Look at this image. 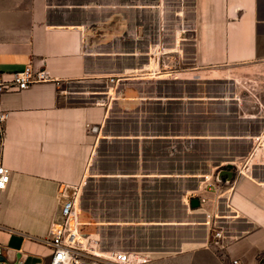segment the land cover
<instances>
[{
    "label": "crops",
    "instance_id": "obj_1",
    "mask_svg": "<svg viewBox=\"0 0 264 264\" xmlns=\"http://www.w3.org/2000/svg\"><path fill=\"white\" fill-rule=\"evenodd\" d=\"M26 66L45 79L0 94V264H48L72 200L134 264H264V0H0V79Z\"/></svg>",
    "mask_w": 264,
    "mask_h": 264
},
{
    "label": "built area",
    "instance_id": "obj_2",
    "mask_svg": "<svg viewBox=\"0 0 264 264\" xmlns=\"http://www.w3.org/2000/svg\"><path fill=\"white\" fill-rule=\"evenodd\" d=\"M44 79L43 72L34 73L26 66L22 71L13 73L10 80L0 79V94L25 90ZM110 82H117V79L111 78ZM9 180L8 171L0 166V191L6 188ZM74 212V201L64 202L60 212L61 221L51 226L48 238L43 240L42 243L50 249L48 264H134L128 254L102 251L97 240L83 235ZM220 237L221 233L215 232L214 238ZM1 253L0 247V256ZM230 264L242 263L232 260Z\"/></svg>",
    "mask_w": 264,
    "mask_h": 264
},
{
    "label": "water",
    "instance_id": "obj_3",
    "mask_svg": "<svg viewBox=\"0 0 264 264\" xmlns=\"http://www.w3.org/2000/svg\"><path fill=\"white\" fill-rule=\"evenodd\" d=\"M191 206H192V207H197V206H198V201H197V200H193V201L191 202Z\"/></svg>",
    "mask_w": 264,
    "mask_h": 264
}]
</instances>
